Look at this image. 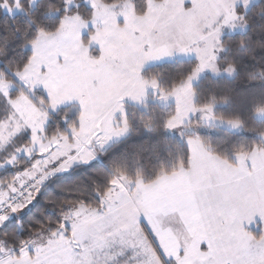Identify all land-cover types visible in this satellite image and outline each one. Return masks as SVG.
I'll use <instances>...</instances> for the list:
<instances>
[{"label":"snow or ice","instance_id":"6c2138e0","mask_svg":"<svg viewBox=\"0 0 264 264\" xmlns=\"http://www.w3.org/2000/svg\"><path fill=\"white\" fill-rule=\"evenodd\" d=\"M205 6L213 15L201 19ZM244 6L240 15V6L227 0H60L46 9L55 17L50 24L32 21L34 32L23 44L30 52L13 73L21 90L14 92L0 73V100L9 109L0 116V147L19 141L0 169H16L21 155L26 164L0 180V228L36 204L53 178L89 164L97 147L127 135L124 101L143 103L149 88L175 98V111L160 126L184 144L170 166L157 153L160 164L150 176L130 177L115 167L102 188H93L95 203L61 197L67 207L55 222L42 235L0 247V264H100V253L113 248L104 264H264V138L217 150L198 132L184 131L196 113L241 126L217 117L214 102L197 105L192 81L206 68L217 70L211 62L222 44L217 25L243 26L248 0ZM23 7L22 0H0L8 13ZM177 54L196 56L184 80L166 90L145 78L148 63ZM71 102L79 112L64 118L70 133L49 135L45 106L57 110ZM145 127L152 130L151 122Z\"/></svg>","mask_w":264,"mask_h":264},{"label":"trees","instance_id":"16d2710c","mask_svg":"<svg viewBox=\"0 0 264 264\" xmlns=\"http://www.w3.org/2000/svg\"><path fill=\"white\" fill-rule=\"evenodd\" d=\"M22 2L28 9L27 14L11 15L0 8V73L7 80L14 82L16 79L13 73L30 52V49L23 47V44L34 32L32 21L47 26L55 18L45 14L47 7L60 6V0H37L29 9L28 0ZM262 5L264 0H256L248 7L245 31L226 34L221 39L224 52L218 58V63L222 67L232 65L235 74L232 77L205 74L193 85L194 102L197 105L214 102V112L217 117L238 119L242 122L244 132L241 133L213 126L200 129L199 135L209 142L213 149L238 150L241 147L247 148L253 143H260L264 138V118H255L257 109L264 107ZM195 66V59H177L145 68L144 76L148 79L153 77L158 79L161 87L167 90L184 80ZM20 90L21 86L13 91ZM150 96L151 99L141 107L127 104L131 130L125 137L99 150L97 158L89 164H77L68 172L49 181L42 189L36 204L20 214H13L7 228H0V241L4 240L8 245L14 246L18 238L28 239L42 232L49 226V221L55 222L61 207H67L61 197L87 198L95 203L92 196L93 188H102L114 175L117 166L130 177H135L137 172L147 177L159 167L160 159L157 153L164 159L165 165L170 166L179 154L177 148L183 147L184 141L177 132L171 133L160 125L175 111V106L174 104L160 106L156 100H153V95ZM0 111V116L9 111L2 100H0ZM66 115H68V106L60 108L55 113H49L50 118L46 126L49 135L58 131L67 132V125L63 123ZM76 116H78L77 112L72 114L73 118ZM146 121L151 122L152 130L145 127ZM184 131L186 135L192 133L188 128ZM18 143L19 141H13L5 148L13 147ZM169 152L172 153L171 157L168 156ZM25 166V158L21 156L16 169L8 167L0 170V180H9L14 171ZM65 186L70 191L63 192L61 189Z\"/></svg>","mask_w":264,"mask_h":264},{"label":"rangeland","instance_id":"374dc122","mask_svg":"<svg viewBox=\"0 0 264 264\" xmlns=\"http://www.w3.org/2000/svg\"><path fill=\"white\" fill-rule=\"evenodd\" d=\"M36 1L37 0H28L29 9H31L35 5ZM255 1L256 0H248V7L252 3H254ZM76 2H79V1L76 0ZM81 2H82V0H81ZM216 2H218L220 4H223L225 2V0H216ZM227 3L234 4V5H239L240 7H239L238 11H239L240 15H244V12H245L244 0H227ZM2 10L4 12L8 13L6 9H3L2 8ZM27 12H28V9L26 7H23V10H17L16 8H13L12 13H8V14H11V15H14V14H27ZM212 15H213V10L209 9L207 6H205L204 8L201 9V12H200V18L201 19L211 18ZM220 19L222 21V13H221ZM217 26L221 27V37H220V39H222V37L224 35H226V34H232V33H235V32H243V31L246 30V23H245V21H244L243 26L238 23L235 28H231L229 26H222V25H217ZM221 48L223 50H221ZM223 52H224L223 45L222 44H217L216 45V48H215V52H214L215 59L211 61L212 64L215 65V67H216L217 70L216 71H213L211 68L204 69L202 72L199 73V75L197 76V78H195L192 81V86L194 84H196L198 82V80L203 75H205V74H210L212 76H226V77H232L235 74V72H233L232 74H229L228 71H225L226 68H228L229 66H232V65L222 67L218 63V58L223 54ZM190 58L191 59H195V61H196L195 54H187V55L177 54V55L170 56V57L169 56H166V57H163V58H161V59H159L157 61H153V62L148 63L145 68H147L149 66L156 65V64H160V63H163V62H167V61H173V60H177V59H190ZM196 64H197V61H196ZM8 81H11V80H8ZM16 82L11 81L12 90L17 89V88H19L21 86L20 83H19V81L16 80ZM41 92H42V90H41ZM150 95H153V100H156L157 103L160 106H169L170 104H174V106L176 107V101H175V98L174 97H169L167 100L162 99L159 91H155V90H153L151 88L148 89L146 98H145V100H144L143 103H138L136 101H132V100L126 99L124 101L125 107L127 106V104H133V105H136V106L141 107L148 100L151 99V96ZM33 99L36 100L37 102L39 101V97L37 95H33ZM63 107H66V106L65 105H60V106H58V109L57 110H52V109H49L47 106H45V111L47 112L46 126H47V123H48L49 118H50L49 117V113L50 112L55 113L56 111H58L60 108H63ZM76 112H77V114L79 112L78 104L75 103V102H71L70 105L68 106V115L69 114L72 115V114H74ZM255 118L256 119H262V118H264V113H259L257 111L255 113ZM225 120H227V119H225ZM206 126H213V127H216V126L217 127L218 126L221 127V126H223L221 128H225V129L230 130V131H233V132H238V133L244 132L242 125L240 127H232V126H230L227 123H222L221 120H219V119H216V120H203V119H201V114L200 113H196V114H194L192 116V126L190 128H188V131H196V132H198L200 129H202L203 127H206ZM70 131H71L70 128L67 127V132L66 133H70ZM125 136H122L120 138H115L114 137L108 144L105 145L104 148H106L112 142H114L116 140H119V139H121V138H123ZM15 146H13V147L10 146L9 148L7 147V149L5 148V146L0 147V159H2L8 153L12 152L14 150ZM103 149L97 147L96 152L98 153L99 150H103ZM21 156H23V155H21ZM42 234H43V232H40L39 234H35L34 236H32L30 238H34V237H36L38 235H42ZM0 247H3L5 249H8V248H11L13 246L8 245L4 240H1L0 241ZM115 251H116V249L113 248L111 250H105V252L100 253V264H104V261L107 259V256L110 255V254H112V253H114ZM2 255L3 254L0 253V256H2Z\"/></svg>","mask_w":264,"mask_h":264},{"label":"crops","instance_id":"0c3cea01","mask_svg":"<svg viewBox=\"0 0 264 264\" xmlns=\"http://www.w3.org/2000/svg\"><path fill=\"white\" fill-rule=\"evenodd\" d=\"M262 119H263V118H262ZM216 127H217V126H216ZM218 127H219V126H218ZM221 127H223V126H221ZM221 127H220V128H221ZM169 132H170V131H169ZM171 133H176V131H171ZM169 222H171V221H169Z\"/></svg>","mask_w":264,"mask_h":264}]
</instances>
